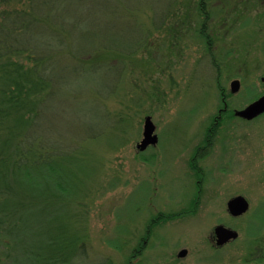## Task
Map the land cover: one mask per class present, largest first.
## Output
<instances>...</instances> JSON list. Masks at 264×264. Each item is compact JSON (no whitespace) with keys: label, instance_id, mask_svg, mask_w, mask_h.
<instances>
[{"label":"rangeland","instance_id":"obj_1","mask_svg":"<svg viewBox=\"0 0 264 264\" xmlns=\"http://www.w3.org/2000/svg\"><path fill=\"white\" fill-rule=\"evenodd\" d=\"M205 1L208 18L198 13L200 0H83L54 16L62 46L40 37L55 56L58 87L40 135L94 194L86 198L87 255L75 264H123L117 246L131 250L163 213L182 214L159 221L134 264H253L244 257L264 214V116L222 119L195 160L201 180L190 160L223 107L218 85L232 112L264 94V0ZM90 48L97 51L72 58ZM146 116L158 143L139 152ZM237 195L249 209L232 217L226 205ZM218 225L238 238L217 247Z\"/></svg>","mask_w":264,"mask_h":264},{"label":"trees","instance_id":"obj_2","mask_svg":"<svg viewBox=\"0 0 264 264\" xmlns=\"http://www.w3.org/2000/svg\"><path fill=\"white\" fill-rule=\"evenodd\" d=\"M81 1L0 0V264H75L87 255L86 198L94 194L80 185L82 171L70 169L66 160L43 142L39 131L48 99L58 90L53 76L55 56L40 37L50 34L62 46L59 36L64 30L54 16L63 18L68 6ZM205 3L200 0L198 13L208 18ZM201 28L208 51L211 44ZM262 48L264 53V45ZM94 51L97 49L90 48L72 58L77 60ZM88 65L93 68L98 63ZM214 65L218 69V63ZM218 89L221 101L226 99L227 93L220 85ZM234 115L229 110L220 119L212 117L206 127L203 141L190 160L198 180L202 174L196 170L195 160L213 145L222 119ZM197 182L193 206L199 196ZM181 214L151 217L142 241L139 237L135 247L126 251L127 244L117 246L124 251L123 264H134L159 221L167 222ZM262 217L257 234L247 243L245 263L264 264V235L260 233L264 214ZM103 263L113 264L109 259Z\"/></svg>","mask_w":264,"mask_h":264},{"label":"water","instance_id":"obj_3","mask_svg":"<svg viewBox=\"0 0 264 264\" xmlns=\"http://www.w3.org/2000/svg\"><path fill=\"white\" fill-rule=\"evenodd\" d=\"M264 82V78L261 79ZM240 87L238 80H233L230 84V92L237 93ZM236 117L251 121L256 117L264 114V94L258 99L247 105L241 110L234 111ZM155 125L150 116H146L143 125L142 139L136 145L139 152L145 151L150 146H155L158 143V136L155 134ZM227 211L232 217H240L244 215L249 209V202L241 195L231 198L227 202ZM214 238L217 247H222L230 241L236 240L239 236L238 232L227 228L224 225H218L214 228ZM187 254L186 249L178 252V257H185Z\"/></svg>","mask_w":264,"mask_h":264},{"label":"flooded vegetation","instance_id":"obj_4","mask_svg":"<svg viewBox=\"0 0 264 264\" xmlns=\"http://www.w3.org/2000/svg\"><path fill=\"white\" fill-rule=\"evenodd\" d=\"M222 103H223V107L218 110V118L219 119H220V117L222 116L223 113H227L229 110H231L230 107H229V105H228V103H227V101H226V99H225V97L222 98ZM147 149H149V147Z\"/></svg>","mask_w":264,"mask_h":264}]
</instances>
